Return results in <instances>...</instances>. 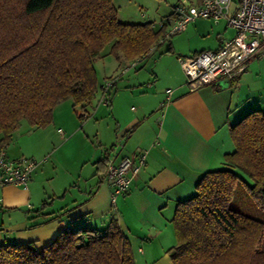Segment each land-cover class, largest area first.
Listing matches in <instances>:
<instances>
[{
	"label": "crops",
	"instance_id": "0c3cea01",
	"mask_svg": "<svg viewBox=\"0 0 264 264\" xmlns=\"http://www.w3.org/2000/svg\"><path fill=\"white\" fill-rule=\"evenodd\" d=\"M197 19L205 18L193 21ZM206 20L204 28L191 21L162 43L166 47L153 66L146 58L159 46L127 61L111 54L108 45L103 54L118 74L108 103L101 98L104 82L98 83L96 104V96L83 108L73 107L71 99L59 102L50 124L29 129L38 133L37 148L6 152L9 159L32 157L40 163L28 187L0 186V244L12 237L14 242L33 241L41 249L62 230L102 231L114 217L129 238L135 264H171L168 249L176 242L171 220L177 203L194 193L204 172L223 167L224 155L235 149L231 126L252 110L264 111V57L251 59L248 69L233 79L220 77L196 90L186 85L177 55L216 49L235 34L224 18ZM205 35L212 40L190 45L194 36ZM178 41L188 46L181 48ZM134 61L151 68L146 66L139 76L128 66ZM143 151L145 164L113 208L107 158L129 157L137 163Z\"/></svg>",
	"mask_w": 264,
	"mask_h": 264
},
{
	"label": "trees",
	"instance_id": "16d2710c",
	"mask_svg": "<svg viewBox=\"0 0 264 264\" xmlns=\"http://www.w3.org/2000/svg\"><path fill=\"white\" fill-rule=\"evenodd\" d=\"M165 26L120 21L112 0H0V148L23 120L35 128L50 124L61 101L90 103L99 90L94 61L105 47L127 61L141 58ZM230 132L235 149L223 167L204 172L194 193L176 205L171 264H264V220L229 206L241 184L264 209V111L248 112ZM0 264L135 261L112 217L102 231L62 230L41 249L33 241L4 242Z\"/></svg>",
	"mask_w": 264,
	"mask_h": 264
},
{
	"label": "built area",
	"instance_id": "2783aa9c",
	"mask_svg": "<svg viewBox=\"0 0 264 264\" xmlns=\"http://www.w3.org/2000/svg\"><path fill=\"white\" fill-rule=\"evenodd\" d=\"M196 18H224L235 29V34L224 39L216 49H203L191 55H177L190 90L211 84L220 77L233 79L248 69L251 59L264 57V0H177L173 6L172 22L165 19L157 23L158 28L165 23V31L150 46L148 52H153ZM132 65H136V61ZM126 69L127 66L123 71ZM115 80L116 77L111 76L101 86V98L106 103ZM165 91L171 93L170 89ZM6 147L5 145L0 148V186L28 187L32 173L40 161L32 157L9 159ZM146 152H140L137 163L129 157L118 161L107 158L105 176L112 186L113 208L116 197L127 192L131 176L145 164Z\"/></svg>",
	"mask_w": 264,
	"mask_h": 264
},
{
	"label": "rangeland",
	"instance_id": "374dc122",
	"mask_svg": "<svg viewBox=\"0 0 264 264\" xmlns=\"http://www.w3.org/2000/svg\"><path fill=\"white\" fill-rule=\"evenodd\" d=\"M176 1L177 0H112V3L117 9V16L120 21L130 22V23L152 21L156 26L160 20L163 21V19L171 15L173 11L172 6ZM196 23H198L202 28H204L208 24L205 18L204 20L197 19L193 21L190 25L193 26ZM209 40H212V36H208V37L207 35L194 36L190 41L191 42L190 45L196 44L197 46H199L200 44L208 43ZM177 43L178 45H180L181 48H186L188 46V44L185 41H178ZM165 47L166 44L160 45L156 49V54H154V56L149 55L146 58V63H148L149 61L151 63V66H153L154 59L158 57L159 53L163 51ZM108 57H109L108 54L107 55L103 54L94 61V68L97 73V80L99 84L101 82H104L105 76L109 74H112V76L117 78L118 74L114 72L117 69V67L112 66L111 60ZM130 65H132V63L128 65L129 68H133L132 71L136 70L138 73L140 72L139 76H141L142 71L147 70L146 66H148L147 64L145 65L143 61H136V65L134 66L133 65L130 66ZM151 66L150 67L148 66L149 69L151 68ZM123 69L124 68L118 70L121 73L123 72ZM118 70L116 72H118ZM113 73L115 74L113 75ZM97 96L98 93L96 94V97L93 100L95 104L97 103L96 100ZM30 127L28 126L26 121L22 122V124L19 125L18 129L13 133L6 147V152H8L9 154H15L18 153L22 148L24 150L37 148L38 133L35 134L29 133V129L33 130L37 128L35 127L30 128ZM59 140H60L59 137L56 138V142H59ZM229 206L244 214L264 220V209L259 208L255 204V202L251 199V197L248 195L245 188L241 184H237V186L235 187L232 198L229 202ZM7 216H8L7 214L6 215L4 214L3 217L4 221H6ZM1 219L2 217L0 215V222ZM6 240L8 242L15 241L14 239H12V237H7Z\"/></svg>",
	"mask_w": 264,
	"mask_h": 264
}]
</instances>
